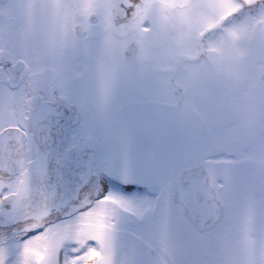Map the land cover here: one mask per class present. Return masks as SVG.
Here are the masks:
<instances>
[{"label": "snow or ice", "instance_id": "obj_1", "mask_svg": "<svg viewBox=\"0 0 264 264\" xmlns=\"http://www.w3.org/2000/svg\"><path fill=\"white\" fill-rule=\"evenodd\" d=\"M0 264H264V0H0Z\"/></svg>", "mask_w": 264, "mask_h": 264}]
</instances>
